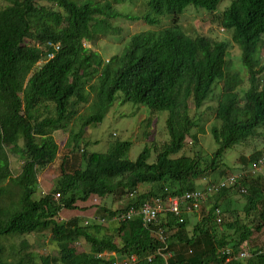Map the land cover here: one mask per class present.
<instances>
[{"label": "trees", "instance_id": "16d2710c", "mask_svg": "<svg viewBox=\"0 0 264 264\" xmlns=\"http://www.w3.org/2000/svg\"><path fill=\"white\" fill-rule=\"evenodd\" d=\"M0 1L5 3L0 8V236L47 231L58 250L56 257L38 256L27 252V245L21 242L5 258L0 248V264H115L120 257L129 256H135V264H264L260 249L251 251L253 255L246 261L225 263L253 232L264 227L261 179L239 176L233 187L206 196L203 202L213 198L214 203L193 223L190 233L185 215L179 222L170 213L160 214L149 228L139 217L116 222L117 239L100 235V226L83 225L78 218L57 219L62 210H77L78 202L85 203L93 196L126 197L127 205L121 210L98 209L103 219L114 222L115 216L129 208L137 209L155 198L179 197L197 190V180L221 174L224 152L264 127V64L255 58L264 35V0H231L217 17L219 26L231 32L247 71L248 86L241 100L238 89L242 80L229 69L226 43L190 37L178 23L187 8L215 13L223 0H149L142 20L155 26L159 18L170 17L171 25L133 35L123 52L107 62L86 49L85 43L94 41L106 19L119 16L110 3L121 0L102 5L92 0ZM46 43H58L59 50L35 69L50 51L44 48ZM218 82L221 93L213 110L217 125L210 128L217 148L210 159L203 160L195 150L197 138L190 131L196 127L198 120L194 119L203 116L198 111ZM89 96L94 98L91 114L81 120L73 143L85 128L101 123L118 98L121 104L166 112L168 140L145 146L134 161L126 158L129 142H114L105 153H84V167L69 172L63 158L50 191L33 199L38 171L52 164L58 154L53 134L68 126L76 108L87 104ZM187 138L189 151L182 154ZM9 155L22 162L15 177ZM257 158L251 155L249 163ZM224 178L207 181L204 187ZM141 185L149 189L139 192ZM229 192L243 196L242 211L246 218L256 213V226L223 217L220 202ZM217 217L221 218L219 224ZM159 231H163L164 243ZM167 232L172 234L166 236ZM76 243L82 244L81 252ZM222 249L230 253H222Z\"/></svg>", "mask_w": 264, "mask_h": 264}, {"label": "rangeland", "instance_id": "374dc122", "mask_svg": "<svg viewBox=\"0 0 264 264\" xmlns=\"http://www.w3.org/2000/svg\"><path fill=\"white\" fill-rule=\"evenodd\" d=\"M93 2L102 5L109 0H92ZM149 0H121L118 3H110L112 10L119 16L113 19H106L105 25L102 26L101 32H97L93 42L85 43V48L93 53L95 52L103 61L107 62L111 57L121 54L127 43L133 35L149 30H158L171 25L170 17L158 19V24L150 26L146 24L142 17L148 13L147 3ZM231 0H223L215 13H208L203 9L187 8L179 18V27L181 31L190 36H203L209 40L224 42L227 45L226 60L228 61L231 72L237 73L242 80V84L238 89V96L241 100L242 93L247 89V71L241 62L240 50L231 40L230 31H222L218 24V15L229 5ZM39 5H48L43 2H38ZM5 3L0 1V8H3ZM50 6V5H48ZM57 8L54 7V10ZM151 17H153L151 15ZM102 18V17H101ZM98 30V26L96 27ZM259 59L260 64H264V35L259 44L258 53L255 56ZM38 67H35L37 69ZM264 80V74L261 76ZM221 93L220 82L213 87V92L204 106L198 111L203 116L196 118V127L190 131L191 135L196 136V149L198 156L203 160L210 159L212 153L217 146L210 136V128L217 125L213 118V110L217 104ZM121 97V94H119ZM92 97H88L87 104L79 105L76 108V116L68 124L64 130L57 131L53 134L55 142L58 145V154L55 161L38 171L37 182L34 189L33 199H38L47 194L59 175V167L62 159L65 158L64 169L72 171L74 169L83 168V154L86 153H105L108 147L114 142H129L130 147L127 151L126 158L129 161H134L142 149L151 147L152 144H161L168 140V135L165 128L166 112H151L145 106L134 105L129 102L121 104L119 98L107 110L102 122L97 125H91L81 131L76 143L71 140L74 135H78L81 125V120L91 114ZM239 103V102H238ZM242 105V102L239 103ZM189 107L192 111L193 105ZM193 113V111L191 112ZM188 145L184 148L182 154H188L190 146V138L186 139ZM76 146H75V145ZM264 154V127L257 131L256 135L244 143L233 147L224 152L220 159L221 174H213L210 177L196 181L197 189L201 190L205 182L215 181L226 176H237L247 172V167L250 169L251 155L260 158ZM178 155H181L178 154ZM154 155H151L149 162L153 161ZM256 161V160H255ZM253 161V163L255 162ZM21 160L15 155H9L10 171L13 177L17 176L21 168ZM252 179H261L260 188L264 191V165L260 166L258 173L249 174ZM149 189L148 185L138 187L139 192H145ZM247 195V194H246ZM224 201L220 202L219 209L223 217L229 221H238L244 223L251 228L256 226V213L248 215L246 218L242 208L245 200L240 194L229 192L225 196ZM126 197L112 198L90 197L87 202H78L77 210L65 211L62 210L58 215L59 221H69L78 218L83 225H98L102 234L112 239H117L115 229L116 222H107L103 219V215L98 212L99 208L116 211L121 210L127 205ZM214 203V199H207L200 204V208L195 213L186 214L189 225L187 226L188 233L191 232L193 223L206 213L207 207ZM172 232H167L166 236H170ZM24 242L27 245V252H33L38 256L56 257L58 254L57 247L51 241L50 233H35L27 236H0V248L3 258L7 257L13 249H18L19 244ZM78 252L83 250L80 243L74 245ZM239 249L243 251H253L260 249L264 251V227L260 232H253L247 243L243 244ZM90 251V250H89ZM102 256L109 257V254ZM112 256V254H111ZM126 257H120L118 264H121Z\"/></svg>", "mask_w": 264, "mask_h": 264}, {"label": "built area", "instance_id": "2783aa9c", "mask_svg": "<svg viewBox=\"0 0 264 264\" xmlns=\"http://www.w3.org/2000/svg\"><path fill=\"white\" fill-rule=\"evenodd\" d=\"M46 47L50 49V52L46 55L47 59H51L55 52L59 50V44L47 43ZM264 165V155L257 159L256 162L251 164L250 169L247 167V172L243 174H238L237 176L230 175L222 180H220L217 184H208L201 190H195L192 192H187L179 197L173 198H155L151 199L145 203H143L139 208H129L123 213H120L118 216H115L112 220L114 222H125L132 220L134 217H139L142 225L146 228L155 224L157 222L158 216L162 213H170L177 217L179 222L182 221L183 215L195 213L200 208V203H203L204 198L206 196H210L212 194L217 193L220 190H225L230 187H233L239 176L249 177V174L253 175L258 173L260 166ZM241 193H245L244 190H241ZM55 198H58V195H55ZM220 210L216 211L218 215ZM220 217L216 218V223H220ZM163 231L158 232V237L164 243L165 238L163 236ZM165 249V247H164ZM261 251H259L260 253ZM222 253H230L229 249H222ZM253 254L249 251H243L240 249L235 255L232 257L228 256L225 259V263L230 261L231 259L246 261L251 258ZM114 256V255H112ZM150 259V258H149ZM136 258L135 256L126 257V259L121 262V264H135ZM115 264H118L116 261Z\"/></svg>", "mask_w": 264, "mask_h": 264}, {"label": "clouds", "instance_id": "9594fccd", "mask_svg": "<svg viewBox=\"0 0 264 264\" xmlns=\"http://www.w3.org/2000/svg\"><path fill=\"white\" fill-rule=\"evenodd\" d=\"M222 31H224V30L222 29ZM46 44H47V43H46ZM46 44L44 45V48H45V49H48V48L46 47ZM57 44H58V43H57ZM49 50H50V49H49ZM49 52H50V51H49ZM49 52H46L45 56H44V57H43V58H42V59L36 64V67L41 66L43 63H45L46 61L51 60V59L54 57V55H53V57H52L51 59H47V58H46V55H47ZM55 53H56V52H55ZM55 53H54V54H55ZM263 155H264V154H263ZM263 155H262V156H263ZM262 156H261V157H262ZM257 159H258V158H257ZM257 159H256V161H257ZM256 161H255V162H256ZM252 163H253V162H251V164H252Z\"/></svg>", "mask_w": 264, "mask_h": 264}, {"label": "crops", "instance_id": "0c3cea01", "mask_svg": "<svg viewBox=\"0 0 264 264\" xmlns=\"http://www.w3.org/2000/svg\"><path fill=\"white\" fill-rule=\"evenodd\" d=\"M185 218H186V215H185ZM187 219V218H186Z\"/></svg>", "mask_w": 264, "mask_h": 264}]
</instances>
